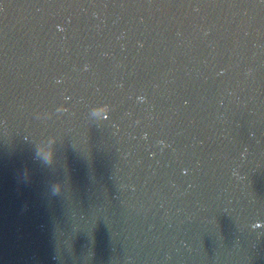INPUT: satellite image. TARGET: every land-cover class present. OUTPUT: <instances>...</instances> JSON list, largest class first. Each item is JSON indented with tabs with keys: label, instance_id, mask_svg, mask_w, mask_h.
I'll list each match as a JSON object with an SVG mask.
<instances>
[{
	"label": "water",
	"instance_id": "1",
	"mask_svg": "<svg viewBox=\"0 0 264 264\" xmlns=\"http://www.w3.org/2000/svg\"><path fill=\"white\" fill-rule=\"evenodd\" d=\"M0 264H264V0H0Z\"/></svg>",
	"mask_w": 264,
	"mask_h": 264
}]
</instances>
